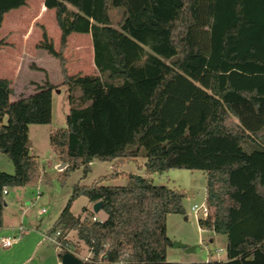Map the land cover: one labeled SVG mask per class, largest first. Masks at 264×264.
Listing matches in <instances>:
<instances>
[{
	"label": "trees",
	"instance_id": "trees-1",
	"mask_svg": "<svg viewBox=\"0 0 264 264\" xmlns=\"http://www.w3.org/2000/svg\"><path fill=\"white\" fill-rule=\"evenodd\" d=\"M26 2L0 0V29L4 16ZM44 6L55 11L61 39L56 50L44 32L39 47L59 61L70 105L66 128L50 136L65 164L63 178L82 166L87 175L94 160L139 157L149 176L203 171L209 214L199 226L227 237V261L168 262L167 217L185 214V194L129 174L124 186L74 187L47 233H59L60 260L75 231L92 254L84 264H264V0H45ZM111 9L118 10L116 23ZM73 33L91 36L96 75H69L65 51ZM54 89L36 86L12 102L11 82L0 79V150L15 167L13 175L0 172V229L4 189L9 194L48 179L30 154L28 129L51 123ZM80 196L102 201L107 218L75 217L70 210Z\"/></svg>",
	"mask_w": 264,
	"mask_h": 264
},
{
	"label": "rangeland",
	"instance_id": "rangeland-1",
	"mask_svg": "<svg viewBox=\"0 0 264 264\" xmlns=\"http://www.w3.org/2000/svg\"><path fill=\"white\" fill-rule=\"evenodd\" d=\"M45 0H27V4L4 16L0 29V39L4 42L0 50V79L11 82L13 94L11 101L27 97L36 91V86L49 83L55 86L52 92V121L45 125H29L28 138L31 144L30 154L40 163L42 174L48 179L34 186L10 189L4 197L3 237L18 238L14 249L3 250V264H54L63 250L54 242L47 240L48 231L67 205L74 187L124 186L126 176L136 174L149 177L155 185H164L170 189L182 191L185 214H169L167 217V236L172 245L167 247L168 262L205 263L209 261H227V237L208 229H202L198 220L203 212L193 211V207L206 204V174L199 170L172 169L163 174L147 175L146 158L139 157L125 161H99L90 164L85 175L84 167L71 171L63 178V163L54 153L50 136L53 131L66 128V117L70 111L68 90L63 84L59 61L40 48L44 32L53 41L56 50L60 47L61 31L58 27L55 11L46 9ZM72 8V7H71ZM117 9H111L115 23L119 19ZM65 56L69 75L91 74V52L89 34L73 33L69 39ZM93 57V55H92ZM94 58V57H93ZM5 116L3 124L6 125ZM0 172L13 175L15 167L6 153L0 150ZM117 174V178L108 176ZM108 177L107 179H103ZM38 192L42 194L39 195ZM88 211L85 212L84 209ZM45 209L46 212H42ZM71 213L75 217L86 219L94 216L96 220H105L102 211L93 212V205L87 197L80 196L72 203ZM21 229V232H19ZM66 239L71 243L69 252L83 260L91 257L89 248L78 240L75 231H69ZM179 242L193 251L177 248ZM65 249V248H64ZM2 250V249H1ZM66 250V249H65ZM217 250H222L217 253ZM2 252V251H1ZM60 259V258H59Z\"/></svg>",
	"mask_w": 264,
	"mask_h": 264
},
{
	"label": "built area",
	"instance_id": "built-area-1",
	"mask_svg": "<svg viewBox=\"0 0 264 264\" xmlns=\"http://www.w3.org/2000/svg\"><path fill=\"white\" fill-rule=\"evenodd\" d=\"M4 194L8 195V191L7 189H4ZM39 195H41V192H38ZM202 210L203 212V218H207L208 214H209V208L207 205L198 207V206H194L193 207V211H200ZM46 210L43 209L42 212H45ZM19 232H21V229H19ZM59 236V233H56L54 236H46L47 240L54 242L55 244H57L60 247V243L57 241V237ZM18 240V238H16L15 236H8V237H0V249L2 250H7L10 249L13 244ZM222 250H217V253H221ZM86 261V260H85Z\"/></svg>",
	"mask_w": 264,
	"mask_h": 264
},
{
	"label": "water",
	"instance_id": "water-1",
	"mask_svg": "<svg viewBox=\"0 0 264 264\" xmlns=\"http://www.w3.org/2000/svg\"><path fill=\"white\" fill-rule=\"evenodd\" d=\"M28 147H31V144L28 143ZM3 153H5V150H1ZM65 167V164L62 166V168ZM6 204H4L5 206ZM102 210V201L96 202L93 204V212L98 213ZM177 248H183L186 251L190 252L193 251L195 248H188L186 245L176 242L173 244ZM85 260L81 259L80 257L74 255L71 252H67L62 256L61 264H84Z\"/></svg>",
	"mask_w": 264,
	"mask_h": 264
},
{
	"label": "crops",
	"instance_id": "crops-1",
	"mask_svg": "<svg viewBox=\"0 0 264 264\" xmlns=\"http://www.w3.org/2000/svg\"><path fill=\"white\" fill-rule=\"evenodd\" d=\"M26 4H27V2H26ZM69 39H70V37L68 38V43H70V41H69ZM89 42V51L91 52V61H92V65H91V74L92 75H96L97 74V70H96V68H95V65H94V50H93V45H92V41H88ZM92 55H93V57H92ZM66 57V56H65ZM42 194V193H41ZM92 205H93V203H92ZM6 206V205H5ZM46 212V211H45ZM100 212H102V210L101 211H99L97 214H99ZM58 219V218H57ZM56 219V220H57ZM101 221H103V220H101ZM3 224H4V222H3ZM2 232H3V227L0 229V237H3V234H2ZM16 243V242H15ZM14 243V244H15ZM14 244H13V246L10 248V249H8V251L9 250H13L14 249ZM2 251V252H1ZM75 255V254H74ZM77 256V255H76ZM2 257H3V250H1L0 249V264H3V260H2ZM167 261H169L168 259H167ZM54 264H61V260L59 259V258H57V260L54 262Z\"/></svg>",
	"mask_w": 264,
	"mask_h": 264
}]
</instances>
